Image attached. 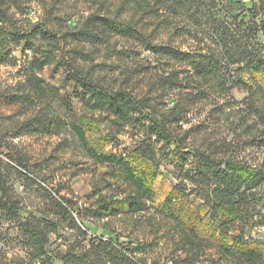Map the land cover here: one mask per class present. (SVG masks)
Masks as SVG:
<instances>
[{
  "label": "clouds",
  "instance_id": "1",
  "mask_svg": "<svg viewBox=\"0 0 264 264\" xmlns=\"http://www.w3.org/2000/svg\"><path fill=\"white\" fill-rule=\"evenodd\" d=\"M0 264H264V0H0Z\"/></svg>",
  "mask_w": 264,
  "mask_h": 264
}]
</instances>
